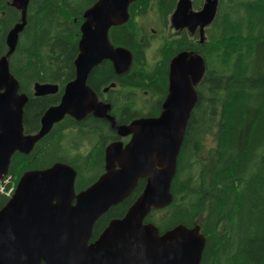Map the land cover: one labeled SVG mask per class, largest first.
Returning a JSON list of instances; mask_svg holds the SVG:
<instances>
[{
  "label": "water",
  "instance_id": "95a60500",
  "mask_svg": "<svg viewBox=\"0 0 264 264\" xmlns=\"http://www.w3.org/2000/svg\"><path fill=\"white\" fill-rule=\"evenodd\" d=\"M136 0H97L87 8L81 23L76 77L65 87L58 104L46 109L38 132L25 134L24 112L29 100L20 92L9 55L18 45L27 23L30 0H13L20 21L7 34L8 53L0 57V180L9 172L16 151L27 154L66 115L78 120L93 113L106 118L120 136L132 135L106 147V171L86 189L76 192V169L57 162L43 169L27 170L13 195L0 208V264H200L206 237L198 225L184 224L160 233L145 218L152 208H165L173 200L172 184L178 156L191 112L198 100L195 84L205 73L202 56L185 50L170 62L169 93L163 112L117 124L111 104L100 101L88 84L92 69L110 60L117 73L127 71L133 53L114 46L112 26L129 20V6ZM220 0H205L194 9L193 0H177L171 16L176 28L198 30L206 41V28L217 16ZM58 85L37 82L35 95L55 93ZM146 178L143 192L121 217L110 220L93 239L96 221L112 206L123 202ZM231 264V263H228Z\"/></svg>",
  "mask_w": 264,
  "mask_h": 264
},
{
  "label": "trees",
  "instance_id": "16d2710c",
  "mask_svg": "<svg viewBox=\"0 0 264 264\" xmlns=\"http://www.w3.org/2000/svg\"><path fill=\"white\" fill-rule=\"evenodd\" d=\"M12 1L0 0V57L8 53L7 34L21 18V11ZM94 1L30 0L27 23L16 50L8 56L11 71L20 82V92L29 97L24 109L27 131L39 129L44 111L60 101L64 86L74 78L83 14ZM170 1L174 7L177 0ZM203 3L204 0H194L193 6L200 9ZM113 32L111 41L134 51L135 65L143 64L148 49L146 39L135 50L132 46L139 36L131 34L127 26ZM206 35L204 43L199 42L198 34L188 43H183L182 37L165 43L169 56L162 66L165 74L158 75L159 86L167 82L166 64L177 52L173 46L179 43H183L182 49L202 56L206 69L196 84L198 100L178 156L173 200L165 208H152L145 222L154 223L160 233L178 224L198 225L206 237L200 264H264V0H220ZM103 64L96 76L98 83L105 85L113 80L107 77L115 73L110 62ZM151 73H147L148 79ZM37 82L57 83L60 90L36 96ZM72 121L67 115L52 132ZM92 127L102 136L108 134L98 140L103 146L114 139V131L106 121L96 119ZM63 155L59 161L77 171L76 190L92 184L104 169L105 163L92 155H74L66 150ZM38 162L24 154L13 155L9 174L18 183L25 171L51 165ZM145 185L146 178L140 179L128 198L96 221L93 239L112 218L126 213ZM0 197L2 207L9 197L1 192Z\"/></svg>",
  "mask_w": 264,
  "mask_h": 264
},
{
  "label": "flooded vegetation",
  "instance_id": "af4514ba",
  "mask_svg": "<svg viewBox=\"0 0 264 264\" xmlns=\"http://www.w3.org/2000/svg\"><path fill=\"white\" fill-rule=\"evenodd\" d=\"M96 1L97 0H95L94 3ZM175 7L176 4L174 5V7H172L170 0H136L129 6V20L123 24L112 26L109 30L110 37V33H114V29L127 26L131 31V34L139 36V41L134 43L135 46H132L135 50L136 48L140 49L142 47L144 38L146 39V43L148 45V49L145 52L143 58L144 63L135 65V52L126 46L116 45L111 41L114 46H123L132 51L133 60L130 68L124 73L119 74L116 72L113 63L110 60H104L100 64L95 66L89 74L88 84L91 82V84L89 85L96 92L100 101L111 104V110L109 111V113L114 116L117 124L130 123L131 121L140 118L156 117L159 116L164 110V102L169 93L170 62L180 52L185 51L181 48V44H183L184 42L188 43L191 37H194L196 36V34H198V30L195 33H191L187 27L176 28L172 25L171 16L174 12ZM181 37L183 39V43H179L178 45L173 46V48L176 47L177 52L173 53L168 61V64H166L168 66V71L166 74L167 82L165 86L161 87L158 84V75L161 72H164L162 66L164 65V63H166V58L169 56V50H167L165 46H167L166 44L169 41L180 39ZM154 40H156L157 42L155 43ZM163 44H165L164 47ZM162 47L164 49L162 52H160V48ZM104 62H110L112 64L113 72L115 73L107 77L108 80L111 79V77L113 78V80L105 85L102 84V81L98 83L99 79L96 76V71L99 70L100 66L104 65ZM149 67H153V70H148ZM149 72H152V76L150 79L147 78V73ZM127 75H130L132 78L130 80H127ZM75 77L76 67L74 78ZM51 84L58 85L59 89L57 90V92L60 90L59 84ZM55 93H49L46 95ZM34 107L36 108V106ZM29 108L31 109V106ZM63 119L61 121H63ZM72 119L73 121L71 125L64 124L52 132L54 126L61 121L55 123L50 132L43 136L40 140H38L29 153L24 154L20 151H16L13 155L15 156L17 154H24L29 156L31 160H39L38 163H51V165L57 162H61L59 160L64 158V150L68 151L69 154L74 155H76V153H80L83 156L92 155L99 161V163H105L104 169L100 173V175H102L106 171V147L110 143L116 141H122L125 146L131 140L132 135H127L124 137L120 136L117 130L115 128H112L110 122L106 118L97 117L93 113L87 114L81 120H78L74 117H72ZM96 119L100 121H106L109 129H113L114 131V139L108 141L104 146L103 144L99 143L98 140L101 137L107 138L106 136H108V134H104L102 136L99 131L93 129L92 125L94 122H96ZM38 130L31 132L25 129V134H33L38 132ZM100 175L97 177V179L100 177ZM10 176L11 180L17 184L16 177L13 174H11ZM90 185H86L84 188L76 190V192L78 193L81 190L86 189Z\"/></svg>",
  "mask_w": 264,
  "mask_h": 264
},
{
  "label": "built area",
  "instance_id": "2783aa9c",
  "mask_svg": "<svg viewBox=\"0 0 264 264\" xmlns=\"http://www.w3.org/2000/svg\"><path fill=\"white\" fill-rule=\"evenodd\" d=\"M15 189V183L11 180V176H7L0 182V191L5 195L10 196Z\"/></svg>",
  "mask_w": 264,
  "mask_h": 264
},
{
  "label": "rangeland",
  "instance_id": "374dc122",
  "mask_svg": "<svg viewBox=\"0 0 264 264\" xmlns=\"http://www.w3.org/2000/svg\"><path fill=\"white\" fill-rule=\"evenodd\" d=\"M154 42L156 43L157 41H156V40H154Z\"/></svg>",
  "mask_w": 264,
  "mask_h": 264
},
{
  "label": "bare ground",
  "instance_id": "6f19581e",
  "mask_svg": "<svg viewBox=\"0 0 264 264\" xmlns=\"http://www.w3.org/2000/svg\"><path fill=\"white\" fill-rule=\"evenodd\" d=\"M65 8V7H64ZM248 59V58H247Z\"/></svg>",
  "mask_w": 264,
  "mask_h": 264
}]
</instances>
